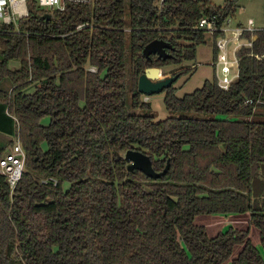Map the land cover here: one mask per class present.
<instances>
[{
  "label": "trees",
  "instance_id": "16d2710c",
  "mask_svg": "<svg viewBox=\"0 0 264 264\" xmlns=\"http://www.w3.org/2000/svg\"><path fill=\"white\" fill-rule=\"evenodd\" d=\"M238 2L92 0L45 10L27 0L26 17L0 25V82L11 84L0 88V130L18 134L25 153L13 191L0 174V264H264V104L255 103L264 101V29L237 51L228 90L213 74L177 97L175 81L163 102L180 115L159 121L126 107L128 74L131 108L149 110L139 76L194 61L206 42L198 21L224 26ZM154 39L172 46L170 57L143 55ZM128 149L147 154L156 172L168 164L166 173L129 172ZM200 215L247 216L246 227L209 236Z\"/></svg>",
  "mask_w": 264,
  "mask_h": 264
},
{
  "label": "rangeland",
  "instance_id": "374dc122",
  "mask_svg": "<svg viewBox=\"0 0 264 264\" xmlns=\"http://www.w3.org/2000/svg\"><path fill=\"white\" fill-rule=\"evenodd\" d=\"M160 1V0H159ZM216 5H221L225 0H210ZM158 3V2H157ZM128 5L126 3V17ZM248 19H253L255 22L254 26L264 25V0H239L238 9L236 10L235 16L230 18L229 27H235L239 22L246 25ZM254 27V28H256ZM231 36V34H229ZM126 45H128V35L126 34ZM213 62V39L210 35H206V42L203 45L197 47L196 58L194 61L184 62L181 65H169L160 68L161 77H168L173 75H179V72L187 70L188 73L179 76L174 83L176 87V96L182 97L184 94L191 93L196 88L202 86L205 80H211L214 70L212 67ZM193 65V67H191ZM8 66L10 69H17L19 67L18 61H9ZM127 70V69H126ZM103 75V73L101 74ZM130 77L128 74L127 80V92H126V107L127 111L134 114H143L152 117L154 121H159L170 116H178L179 113H173L167 111L164 106L163 98L164 93H156L149 95L146 99L143 95L141 99L144 102H149L150 109L144 110L141 108L133 109L130 106L131 92L129 85ZM10 82L3 80L0 82V88L9 90ZM34 90L33 86L29 88L28 93H32ZM263 111L264 110H260ZM259 111V112H260ZM185 116H194V114H185ZM49 118L45 117L41 120V125H47ZM17 142L16 137L12 134L2 132L0 130V151L4 152L10 146ZM43 149L46 148L45 144L42 145ZM68 184H63V189L66 190ZM247 216H217V215H200L196 218V223L204 225L207 229L208 235L213 236L220 231H225L229 226H235L244 228L246 227ZM250 238L253 244L261 251V245L259 243L257 231L252 228L250 231Z\"/></svg>",
  "mask_w": 264,
  "mask_h": 264
},
{
  "label": "built area",
  "instance_id": "2783aa9c",
  "mask_svg": "<svg viewBox=\"0 0 264 264\" xmlns=\"http://www.w3.org/2000/svg\"><path fill=\"white\" fill-rule=\"evenodd\" d=\"M92 0H35L37 7L45 10H63L68 2L88 3ZM161 1V0H160ZM28 15L27 0H0V25L15 24L19 19ZM230 18L226 20V25L218 27L214 16L202 17L196 29L202 30L206 35H213L216 32L221 34L214 38L213 46L217 50L216 59L212 62V67L216 77V83L222 90H228L238 78V57L237 51L241 47H251L254 40L253 32L256 30L252 19H248L246 25L237 24L229 27ZM244 32H251L246 38H242ZM231 34V36H229ZM193 67V66H191ZM90 71H95L90 68ZM146 99L148 97L144 96ZM252 100H246V105H251ZM256 104L264 101L256 100ZM254 109V108H253ZM17 142L10 146L0 155V174L5 177L10 191H13L19 182L25 163V153L21 147L18 134L14 135Z\"/></svg>",
  "mask_w": 264,
  "mask_h": 264
},
{
  "label": "water",
  "instance_id": "95a60500",
  "mask_svg": "<svg viewBox=\"0 0 264 264\" xmlns=\"http://www.w3.org/2000/svg\"><path fill=\"white\" fill-rule=\"evenodd\" d=\"M44 17L49 18L50 15L45 14ZM167 49H172V46L168 42L162 39H154L143 47L142 53L145 57L156 54L159 58L165 59L170 57V54L166 51ZM177 78L178 75L176 74L173 76L161 77V70L157 67L146 68L137 80V90L143 96L148 97L149 95L162 92L163 89L171 86ZM124 159L128 162L127 170L129 172L137 169L152 179H158L164 175L168 169V164H166L162 171L156 172L152 167L150 157L138 150H126Z\"/></svg>",
  "mask_w": 264,
  "mask_h": 264
},
{
  "label": "crops",
  "instance_id": "0c3cea01",
  "mask_svg": "<svg viewBox=\"0 0 264 264\" xmlns=\"http://www.w3.org/2000/svg\"><path fill=\"white\" fill-rule=\"evenodd\" d=\"M253 20V19H252ZM254 22V21H253ZM238 24H241L240 22L238 23ZM254 24H255V22H254ZM253 27H256V26H254L253 25ZM256 30H259V29H264V25H259L258 27H256L255 28ZM194 64H192V66H193Z\"/></svg>",
  "mask_w": 264,
  "mask_h": 264
}]
</instances>
